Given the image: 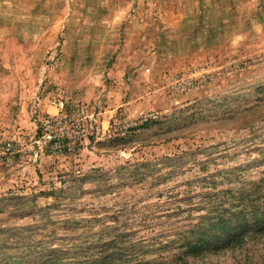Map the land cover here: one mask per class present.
Returning <instances> with one entry per match:
<instances>
[{"label": "rangeland", "instance_id": "1", "mask_svg": "<svg viewBox=\"0 0 264 264\" xmlns=\"http://www.w3.org/2000/svg\"><path fill=\"white\" fill-rule=\"evenodd\" d=\"M0 139V264H179L264 209V0H0ZM248 232L184 261L264 264Z\"/></svg>", "mask_w": 264, "mask_h": 264}, {"label": "trees", "instance_id": "2", "mask_svg": "<svg viewBox=\"0 0 264 264\" xmlns=\"http://www.w3.org/2000/svg\"><path fill=\"white\" fill-rule=\"evenodd\" d=\"M252 208H255L251 211ZM248 210V214L252 215L253 218L251 221L248 219H244L240 223H238V227L235 229H231L228 227V223H225V219L222 217H217V221L214 219V223L210 224L213 229L218 227L224 232V235H218L217 233H208L207 231H200L201 225L195 227V229L191 230L189 236L184 237L182 242L179 244L177 250H179L178 255L175 257L180 260L179 264H188L184 259L189 257H199L205 256L210 253L218 252L222 249H233L236 244L242 242L247 232L258 231L259 233L264 232V209H260L259 207H252ZM242 215V213H240ZM205 226V225H202ZM198 230H197V229ZM210 230V229H209ZM238 230V231H237ZM248 232V233H249ZM225 236V237H224ZM114 260V256L102 258V261L97 262L94 261L91 264H109ZM124 263H127L125 261ZM42 264H59L55 260H48L47 262H43ZM62 264V262L60 263ZM85 264H89L85 262Z\"/></svg>", "mask_w": 264, "mask_h": 264}, {"label": "built area", "instance_id": "3", "mask_svg": "<svg viewBox=\"0 0 264 264\" xmlns=\"http://www.w3.org/2000/svg\"><path fill=\"white\" fill-rule=\"evenodd\" d=\"M52 106L56 110L55 116H48L42 121V136L37 142L43 146L53 145L58 151H61V138H63L62 122L60 115L66 113V103L62 100L52 102ZM56 130V132L54 131ZM67 150H70L68 147ZM15 146L13 141L0 139V156L6 163L10 162L15 154Z\"/></svg>", "mask_w": 264, "mask_h": 264}]
</instances>
